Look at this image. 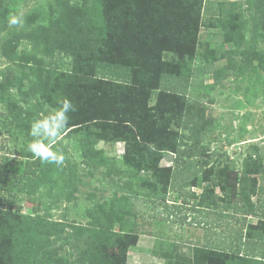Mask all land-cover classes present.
<instances>
[{
	"label": "rangeland",
	"instance_id": "374dc122",
	"mask_svg": "<svg viewBox=\"0 0 264 264\" xmlns=\"http://www.w3.org/2000/svg\"><path fill=\"white\" fill-rule=\"evenodd\" d=\"M3 1L10 6L4 7L0 18V95L4 96V100H0L1 261L12 254L13 248L20 247L28 264H89L99 254L98 230L108 226L113 234H131L135 221L150 233L139 235L137 241L127 247L122 264H210L212 259L217 264H230L234 261L219 248L229 243L240 228L256 225L258 219L243 212L233 215L232 211L227 212L226 218L214 217L212 212L218 213V209L213 201H217V197H222L217 202L226 201L221 194L228 173L227 163L221 161L224 155L237 159V174L246 164L260 171L256 177L258 194L248 195L244 210L249 207V200L264 201L261 191L264 182L260 180L264 176V0L202 2L199 29L202 41L209 43L205 60L211 61V68L220 73L231 59L236 66L222 78L212 72L197 73L196 81L200 84L195 91L205 95L199 101L212 117L214 134L201 142L203 165L196 164V174L185 189L194 195L186 200L193 209L198 210V200L204 198V208L199 209V213L187 214L200 223L195 226L191 220L184 223V227L173 221L174 216L168 217L165 210V205L179 204L181 200L177 192L166 189L174 159L172 150L179 142L176 135L180 133V130L177 132L179 123L170 121L167 116L162 118L156 110H145L142 120L139 113L144 103L125 104L123 110H118L126 124L118 123L117 128L110 124L102 129L99 121L67 127L56 145L65 155L62 166L43 163L27 150L32 140L31 121L41 112L58 107L65 98L63 94H50L51 82L56 79L53 71L64 73L66 83L61 84V89L66 95L71 92H66L70 80L85 86L95 81L92 79L103 77L100 73L96 78L71 77L68 59L64 58L47 67V63L55 59L57 50L92 44V40L83 39L76 26V19L82 16L77 0ZM151 1L157 2L146 0L144 5L149 14ZM163 1L159 13L168 15L177 10L170 6L171 0ZM220 3L224 10L234 8L233 14L225 17L229 21L225 25L233 26L235 32L243 35L246 44L222 43L220 57L216 59L212 35L224 26L220 20ZM153 14L157 13L153 10ZM13 16L20 21L18 24L9 23ZM139 33L142 31L138 29ZM191 36L194 35H190L188 42L180 40L181 45L191 44ZM246 51L247 60L242 56ZM173 56L168 52L163 60L172 62ZM190 64L198 67V60ZM178 69L185 72L182 65ZM209 85L214 86L209 88ZM89 101L91 103L84 102L87 115L91 114L88 110L97 106L93 99ZM154 103L150 101L147 107ZM80 122L77 119L75 124ZM80 139L88 143L85 153L90 158L83 155ZM185 147H190V143ZM28 159L35 160L37 167L33 168L34 174L25 175ZM243 161L246 164L243 165ZM236 196H241L238 190ZM16 206L20 208V228L29 234L23 238L10 234L9 224L2 214L7 210L15 211ZM205 212L209 214L204 216ZM32 218L38 219L41 225L32 222ZM242 233L244 235L245 230ZM195 237L200 239L199 246L184 241ZM255 264H264V261L257 260Z\"/></svg>",
	"mask_w": 264,
	"mask_h": 264
},
{
	"label": "trees",
	"instance_id": "16d2710c",
	"mask_svg": "<svg viewBox=\"0 0 264 264\" xmlns=\"http://www.w3.org/2000/svg\"><path fill=\"white\" fill-rule=\"evenodd\" d=\"M77 1L82 7V16L76 19V26L80 29L83 39L92 40V44L90 46L84 44L81 47L69 46L67 49L57 50L55 59H51L47 63V67L51 68L55 61L64 58L68 59L71 77L79 79L96 78V74L100 73L103 78L100 80L92 79L98 81V84L93 81L86 83L85 86L83 83L73 84L70 80L68 84L71 83V85L66 92H71L66 95L65 91L61 89V84L66 83L63 79L64 73L53 71L56 79L51 82L53 91L50 94L52 96L63 94L76 107L75 112L69 113L68 128L79 127L88 122L96 123L97 121H99L100 124L98 125L102 129L111 126L110 124L117 128L118 123L126 124L118 110H123L125 104L133 106L140 103L145 105L143 111L139 113L142 120L145 110H156L160 112L161 117L167 116L170 121L179 123L177 132L180 130V133H176L179 142L172 150L174 159L170 169V183L166 189L177 192L182 204L187 205L186 200L191 196L193 198L194 195L185 189L189 180L196 174V164L201 167L204 162L200 156V149L203 148L200 147V144L214 134L210 123L212 117L209 113L206 114L207 107L202 106L199 101V98H203L205 95H200L199 92L195 91L196 86L200 84L196 81L197 73L198 71L201 73L212 72L218 78L222 75V78L236 66L235 60L231 59L220 73V70L216 71L211 68V61L205 60L209 43L202 41V34L199 29L203 0H178L177 2L171 0L170 6L177 8V10H173L174 12L172 11L168 15L159 13L158 9L165 3L163 0L151 1L150 14L144 8L146 0ZM6 5L10 6L9 3L0 0V18ZM232 9L224 10L223 4L220 3V20L224 26L221 29L218 28L217 32L212 35L215 38L213 40L215 44L214 58L216 59L221 54L220 44H246L243 35L235 32L233 26L227 27L225 25L227 22L229 23L225 17L233 14ZM153 10L157 14H153ZM255 26L257 27L256 21ZM138 29L142 33L138 34ZM190 35L195 36H191L193 38L192 43L186 44L185 42L181 45L180 40L188 42L187 39ZM125 50L128 53L123 52ZM168 52H172L174 55L172 62L163 60V55ZM242 56L247 60V51ZM175 59L178 60L175 61ZM196 59L198 60V67L190 64ZM181 65L185 67L184 73L178 69ZM174 66L175 69H172ZM200 67L201 69H199ZM104 76H109L110 79H105ZM213 86L209 85V88H213ZM131 98H133L132 101H130ZM2 99L4 100V96L0 95V100ZM90 99L97 102V106L94 110H88L87 113L91 111V114L87 115L85 110L88 108L85 107L84 102L85 100L90 102ZM150 101H155V103L148 108ZM14 117L17 116L14 115ZM77 119L81 122L75 124ZM129 133H132L131 129H129ZM188 142L190 147L187 148L185 145ZM80 144L84 148L83 155L90 158L89 154L85 153L88 143L84 139H80ZM216 161L219 162V159L217 158ZM221 161L226 162L228 166V173L225 174L226 182L221 187V194L226 201L217 202L222 200V197H217V201H213V204L216 205L218 213L212 212V215L217 218H226L228 211H232L233 215L243 212L248 216L257 218L258 222L256 225L245 226L243 224L245 228H240L233 239L220 247L219 251L229 254L235 259L230 264H255L257 260L264 261V201L260 202L258 198L257 202L254 203L249 200V207L244 210L245 199L248 195L257 196L258 194V179L256 177L260 171L243 161L241 163L246 164V167L237 174V159L224 155ZM34 167H37L36 161L28 159L24 174H34ZM254 175L252 180H248ZM260 180L264 182V176L260 177ZM213 184L215 183L213 182ZM236 190L241 193L240 197L236 196ZM261 191L264 192V189ZM203 202L204 198L198 200L199 209L204 208ZM15 208V211L7 210L3 211L2 214L9 224L10 234L13 236L19 234L23 238L29 234L20 228V215H18L20 208L18 206ZM199 209L186 210H196L195 212L199 213ZM165 210L168 217H175L174 222L182 223L185 220V215L181 216V206L177 204L165 205ZM208 214L205 212L204 216ZM31 221L36 225H41V222L36 218H32ZM147 224L148 227L151 226L150 222ZM243 230H245L244 235ZM149 233L150 231L144 229L142 225L140 226L138 221L134 222L131 234H113L108 226L98 230L97 250L99 254L89 264H122L127 247L134 244L139 235H149ZM188 240L190 242H186ZM199 240L198 237H195L194 240L184 239L186 244L195 246L200 245ZM1 251L4 252L5 250L1 248ZM12 251V254L5 257L3 261L0 259V264H28L24 261L23 248H13ZM210 264H217L216 260L212 259Z\"/></svg>",
	"mask_w": 264,
	"mask_h": 264
},
{
	"label": "clouds",
	"instance_id": "9594fccd",
	"mask_svg": "<svg viewBox=\"0 0 264 264\" xmlns=\"http://www.w3.org/2000/svg\"><path fill=\"white\" fill-rule=\"evenodd\" d=\"M20 21L15 16L10 17L9 23L18 24ZM76 107L67 98L59 102L58 107L47 112H41L33 119L29 126V135L32 140L27 145V150L32 156L43 163L62 166L65 155L56 147L58 138L69 124V113L75 112Z\"/></svg>",
	"mask_w": 264,
	"mask_h": 264
},
{
	"label": "crops",
	"instance_id": "0c3cea01",
	"mask_svg": "<svg viewBox=\"0 0 264 264\" xmlns=\"http://www.w3.org/2000/svg\"><path fill=\"white\" fill-rule=\"evenodd\" d=\"M188 200H189V199H188ZM186 203H187V201H186ZM174 204H176V203H174ZM177 205H179V206L182 207V210H181V211H182V214H181V216L185 215V220H184L182 223H179V224H182L181 227H184V223H186V222H191V220H194V223H193V224H194L195 226H197L196 223H197L198 221L196 220V218L194 217L193 219H191V215H188V216H187V214H188V213L190 214V212L193 213V214H194V213H197V212H195L197 209H196L195 211L186 210V209H191L192 207H189V205H183V204H182V200H180V201H179V204H177ZM183 206H184V207H183ZM197 208H198V207H197Z\"/></svg>",
	"mask_w": 264,
	"mask_h": 264
}]
</instances>
